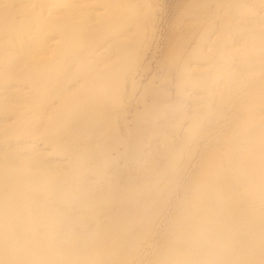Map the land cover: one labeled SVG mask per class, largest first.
I'll return each mask as SVG.
<instances>
[{
	"label": "bare ground",
	"instance_id": "6f19581e",
	"mask_svg": "<svg viewBox=\"0 0 264 264\" xmlns=\"http://www.w3.org/2000/svg\"><path fill=\"white\" fill-rule=\"evenodd\" d=\"M0 264H264V0H0Z\"/></svg>",
	"mask_w": 264,
	"mask_h": 264
},
{
	"label": "clouds",
	"instance_id": "9594fccd",
	"mask_svg": "<svg viewBox=\"0 0 264 264\" xmlns=\"http://www.w3.org/2000/svg\"><path fill=\"white\" fill-rule=\"evenodd\" d=\"M210 243V240L206 239V238H197L196 240H194V244H207Z\"/></svg>",
	"mask_w": 264,
	"mask_h": 264
}]
</instances>
